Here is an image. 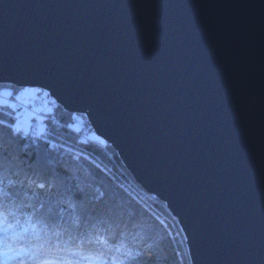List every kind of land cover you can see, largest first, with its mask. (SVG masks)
Returning <instances> with one entry per match:
<instances>
[{"label": "water", "instance_id": "water-1", "mask_svg": "<svg viewBox=\"0 0 264 264\" xmlns=\"http://www.w3.org/2000/svg\"><path fill=\"white\" fill-rule=\"evenodd\" d=\"M0 72L84 109L199 264H264V0H0Z\"/></svg>", "mask_w": 264, "mask_h": 264}, {"label": "snow or ice", "instance_id": "snow-or-ice-1", "mask_svg": "<svg viewBox=\"0 0 264 264\" xmlns=\"http://www.w3.org/2000/svg\"><path fill=\"white\" fill-rule=\"evenodd\" d=\"M40 93L53 97V107L67 108L63 101L58 103L50 85L0 72V264H174L159 254L163 246L154 244L142 225L132 227L140 228L143 236L128 231L132 212L116 192L119 186L80 168L78 161L88 159L83 149L68 146L58 130L46 131L21 119L17 102ZM69 110L73 119L76 112H85ZM50 114L48 108L49 118ZM33 115L38 121L45 118L35 110ZM165 227L175 242L174 225ZM129 236L140 242L130 243ZM198 245L191 230L189 247L174 250L179 264H184V256L188 264H199Z\"/></svg>", "mask_w": 264, "mask_h": 264}, {"label": "trees", "instance_id": "trees-1", "mask_svg": "<svg viewBox=\"0 0 264 264\" xmlns=\"http://www.w3.org/2000/svg\"><path fill=\"white\" fill-rule=\"evenodd\" d=\"M42 115L43 117L46 116L42 124L45 126L46 131L58 130L64 139L67 140L68 146L75 145V150L83 149V155L87 156L88 159H81L78 164L84 172L95 176L98 180L119 186L116 188V192L123 197V201L132 212V220L129 221L128 229L132 236H136L137 233H140L141 236L145 234L140 228L132 227L133 223L142 225L147 233L151 235L152 242L163 246L159 254L167 256L174 264H179L180 257L174 255V250L178 248L181 252H184L186 242L184 241L183 233L179 231L177 220L173 219L174 217L170 214L166 204L145 192L135 182L118 154L109 144L93 141L86 136L80 137L73 131V128H69L68 125L71 122H75L73 114L64 111L62 107H53L50 117L54 116L57 121L53 122L46 113H42ZM76 118L81 122L84 121L83 123L89 128V131L92 130L86 116L76 115ZM96 165L100 167L97 168ZM165 225H174L171 231L176 234L175 242L168 237L169 229ZM129 242L139 243V237L133 241L132 237L129 236ZM144 258H148L147 252L144 253ZM183 261L184 264H188V257L184 256Z\"/></svg>", "mask_w": 264, "mask_h": 264}, {"label": "rangeland", "instance_id": "rangeland-1", "mask_svg": "<svg viewBox=\"0 0 264 264\" xmlns=\"http://www.w3.org/2000/svg\"><path fill=\"white\" fill-rule=\"evenodd\" d=\"M14 99V98H13ZM52 98L49 97H44L43 93L38 94L36 97H25L23 98L22 102H17L18 104H20V106L17 108V112L20 113L21 115V119L23 120H27L28 123H30L31 125H33L34 127H41L43 126L45 128L43 124V121H38L36 119V117L28 111V108L31 109V111H36V113L42 114V113H46L48 108H51V112H53V106L49 103V101ZM40 109H45V111H39ZM46 117V116H45ZM45 119V118H44ZM50 119L55 122V120L57 121V119L54 116H51ZM75 122H71L70 125H72L73 127V131H75V133H77L80 137H87L88 139H91L93 141H100V139H98V135L94 132V130H90L87 126H85V124L81 121H79L77 118L74 119ZM46 123V121H45ZM80 131H82L81 133H79ZM89 131V132H88Z\"/></svg>", "mask_w": 264, "mask_h": 264}, {"label": "bare ground", "instance_id": "bare-ground-1", "mask_svg": "<svg viewBox=\"0 0 264 264\" xmlns=\"http://www.w3.org/2000/svg\"><path fill=\"white\" fill-rule=\"evenodd\" d=\"M28 111L32 113V111H31L30 109H28ZM90 126H91V125H90ZM92 130H93V129H92ZM178 225H179V224H178ZM186 249H187V246H186Z\"/></svg>", "mask_w": 264, "mask_h": 264}, {"label": "built area", "instance_id": "built-area-1", "mask_svg": "<svg viewBox=\"0 0 264 264\" xmlns=\"http://www.w3.org/2000/svg\"><path fill=\"white\" fill-rule=\"evenodd\" d=\"M28 109H30V108H28ZM31 110V109H30ZM33 112V111H32ZM37 115H39V116H43L42 114H38V113H36Z\"/></svg>", "mask_w": 264, "mask_h": 264}]
</instances>
